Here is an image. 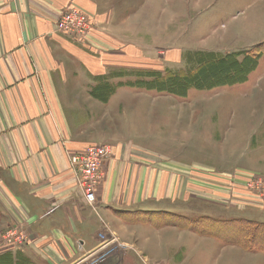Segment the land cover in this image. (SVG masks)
<instances>
[{"label":"rangeland","instance_id":"1","mask_svg":"<svg viewBox=\"0 0 264 264\" xmlns=\"http://www.w3.org/2000/svg\"><path fill=\"white\" fill-rule=\"evenodd\" d=\"M51 2L36 0L30 9L47 13L54 30L59 17L73 6L81 8L91 23L82 38L57 30L56 34L93 52L119 51L92 34L103 31L94 14L73 0L54 6ZM120 5L125 11L120 9L124 14L120 25L143 23L144 33L132 45L142 58L136 66L109 67L105 75L94 78L88 88L107 79L116 86L107 101L86 90L67 93L63 111L68 137L80 143L71 152L103 144L110 147L100 167L96 210L105 203L151 206L173 208L177 212L172 213L180 217L140 214L147 210L115 211L131 227H113L104 219L99 240H121L128 264L142 259L153 264H264V246L253 244L248 249L239 245L242 229L252 227L246 221L256 222L259 228L264 224V0H116L114 7ZM166 24L169 32L162 30ZM111 38L119 40V35ZM200 51L259 54L245 82L190 89L182 96L129 85L124 79L134 81L135 75L147 79L152 71L188 69L187 58ZM121 86H130L129 92L110 100ZM235 110L238 114L233 118ZM234 132L241 141L239 147L230 138ZM41 181L34 182L36 189L43 187L45 180ZM72 182L65 201L42 206L35 203L36 198L28 204L11 199L0 185V254H22L33 262L25 250L35 245V238H41L36 230L43 217L61 208L82 215L93 210ZM183 229L190 231L181 232ZM84 231L91 233L89 227ZM55 239L48 237L50 247L38 243L51 264L61 255L54 251ZM235 244L250 254L241 253ZM231 245L235 248L228 247Z\"/></svg>","mask_w":264,"mask_h":264},{"label":"crops","instance_id":"2","mask_svg":"<svg viewBox=\"0 0 264 264\" xmlns=\"http://www.w3.org/2000/svg\"><path fill=\"white\" fill-rule=\"evenodd\" d=\"M35 1L0 0V185L8 190L11 199L17 198L18 202L28 204L36 198L35 203L42 206L44 202L61 204L65 201L73 189L69 183L71 179L81 194L67 157L80 144L72 142L73 136L68 137L69 128L63 111L65 102L68 101L67 93L88 91L94 78L105 75L109 67L136 66L138 58L142 57L134 52L132 45L138 43L144 29L142 22L131 27L119 24L118 21L124 19V14H120L121 5L114 7L116 0H73L94 14L100 22L101 25L98 24L103 31L97 30L92 34L119 49L115 53L93 52L85 46L70 42L63 37L66 35L56 34L54 23L47 13L31 11ZM51 1L54 6L55 2L61 4L71 0ZM140 16L141 13L137 16V21ZM159 30L157 26V35ZM162 30L169 32L170 25L166 24ZM114 34L119 35V40L111 38ZM132 60L135 62H131ZM129 89L130 86L119 87L110 100L129 92ZM237 111H233V118L238 114ZM235 133L230 138L236 140L234 144L239 147L241 141ZM10 180L11 184L8 182ZM40 180H45L44 183L41 181L44 185L36 189L34 186L38 184L34 182ZM33 190L35 192L31 194ZM61 196L63 198H59ZM41 198H46V201ZM107 204L110 203L100 206L99 211H85L83 215L61 208L43 217L36 230L41 238H35L36 246L29 245L26 253L35 264H51L42 247H50L47 240L49 236H53L60 247L58 249L56 246L54 251L61 254V257L58 254L60 260L56 264H81L102 252L105 256L95 264H128L129 255L121 240H99L102 235L101 222L105 219L113 227L126 229L131 224L120 220L115 211L127 213L147 210L162 211L165 214L177 212L173 208ZM84 227H89L91 233L85 232ZM185 231L190 230H181ZM41 242H45L42 247L39 246ZM236 246L241 253L250 254V251H244L238 244ZM228 247L235 248L233 245ZM145 262L153 264L149 259H142L141 263L134 264Z\"/></svg>","mask_w":264,"mask_h":264},{"label":"trees","instance_id":"3","mask_svg":"<svg viewBox=\"0 0 264 264\" xmlns=\"http://www.w3.org/2000/svg\"><path fill=\"white\" fill-rule=\"evenodd\" d=\"M257 54L250 51L230 52L218 54L211 51H200L187 58L191 63L188 69L166 70L149 72V78H140L135 75V80L129 81V85H144L146 88L158 92H167L175 95H186L190 89H211L216 86L234 85L243 83L247 80L249 73L257 63ZM240 55L242 58L239 60ZM193 56V59L190 57ZM124 84L121 82V85ZM126 84V83H125ZM116 86L109 80L99 81L88 89L92 96L99 97L103 101L114 93ZM124 213V212H122ZM163 213L162 211H141L143 216L146 214ZM168 215L180 217L174 213ZM190 222V221H189ZM252 224V227L242 229L241 243L244 248H252L253 244L264 246V224L258 225L256 222L246 221ZM187 225H191L187 223ZM259 228V229H258ZM241 230V229H240ZM263 235V236H262ZM263 237V239H262ZM236 242V243H237ZM0 264H34L22 254L14 255L13 253L0 254Z\"/></svg>","mask_w":264,"mask_h":264},{"label":"built area","instance_id":"4","mask_svg":"<svg viewBox=\"0 0 264 264\" xmlns=\"http://www.w3.org/2000/svg\"><path fill=\"white\" fill-rule=\"evenodd\" d=\"M91 29L90 19L76 6L63 13L56 22V30L60 33L76 38H82ZM110 151L106 144L89 146L81 152L68 153V163L72 171L77 188L84 200L96 212L95 191L101 179V163L105 155ZM145 264H147L145 262Z\"/></svg>","mask_w":264,"mask_h":264},{"label":"water","instance_id":"5","mask_svg":"<svg viewBox=\"0 0 264 264\" xmlns=\"http://www.w3.org/2000/svg\"><path fill=\"white\" fill-rule=\"evenodd\" d=\"M104 254H105L104 252L98 253V254L94 255L93 257H91L90 259L84 261L81 264H95L96 261L103 259V256H105Z\"/></svg>","mask_w":264,"mask_h":264}]
</instances>
